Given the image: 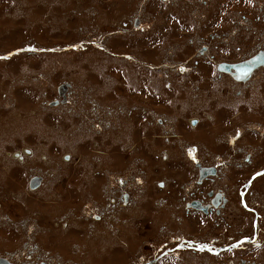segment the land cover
Returning <instances> with one entry per match:
<instances>
[{"label":"rangeland","instance_id":"374dc122","mask_svg":"<svg viewBox=\"0 0 264 264\" xmlns=\"http://www.w3.org/2000/svg\"><path fill=\"white\" fill-rule=\"evenodd\" d=\"M262 50L264 0H0V256L140 264L173 234L242 230L236 187L264 166V65L239 83L218 64ZM249 153L256 167L225 170L235 186L218 181L228 233L183 214L176 186H196L197 170L170 160ZM252 189L264 206V175Z\"/></svg>","mask_w":264,"mask_h":264},{"label":"flooded vegetation","instance_id":"af4514ba","mask_svg":"<svg viewBox=\"0 0 264 264\" xmlns=\"http://www.w3.org/2000/svg\"><path fill=\"white\" fill-rule=\"evenodd\" d=\"M263 66V65H261ZM235 72V76H233L230 72L226 73L229 77H233L236 82L239 83L246 80H240L238 78H242V73H237L238 71L233 70ZM250 77V76H249ZM248 77V78H249ZM243 83V82H242ZM67 87V86H66ZM195 124V123H194ZM257 135V134H255ZM196 144L188 145L189 149L194 147ZM187 147V148H188ZM253 154L249 153L247 156V159L242 158L241 162L237 161H229L228 159H224L223 157L215 158V160L211 163L203 162L202 160H198V155H194V159L190 161H184L181 160L180 156H175L174 160H170L171 164H173L176 168H174L173 165H171L172 170L176 172H181L185 174L187 171L186 164L187 162L191 163L193 166L196 167V173L193 174L192 179H194V183H197L196 186H186L183 184H179L176 186L177 182L173 179L174 187H179V197L182 199L184 211L183 214L186 217H196L202 226L205 227H212L207 226V220L210 219L211 222H216V224L219 225V223L224 225L225 233H228L229 227L227 226L226 220L223 218V215H225L226 208L229 207V194L226 192L227 181L225 182L224 186H220L219 182L220 180H224V178H228V174L225 173V170L229 171L233 167L237 170V168L240 170L245 167H256V164L254 158H252ZM180 159V160H175ZM230 166V167H229ZM238 170V171H239ZM234 172V171H233ZM189 176L191 175L189 172L187 173ZM264 175V166L262 168H258L250 173V175L246 178H243V182L239 183L237 185L236 189V196H237V204H239V207H236L234 209L235 218L242 219V216H245L247 218V224L246 226L242 227V230H237L238 226L235 225V229H232L231 235H228L227 238H224V240L219 237L215 236L211 241V238L209 236H204V238L197 237L196 239H192L195 237H192L190 235L185 234H173L170 237H168V240L166 241H156L158 243H155L154 246V255L150 256V258L145 259L142 263V260L139 259L140 264H156L160 260H174L179 259L181 261L187 260V258L193 257H205L206 259H215V261H219L223 259L224 255L229 256L230 259L229 262L232 264L234 263L236 259V255H238V252L240 249H243L245 255L250 256L249 258L246 257V259L243 257V262H250L255 257H259V253H263L264 251V206H261L260 203H256L251 199V194L253 193V185L254 181ZM180 178V177H178ZM138 179V178H137ZM230 181H233L234 183V177H229ZM183 180V179H182ZM185 180V179H184ZM138 183L142 180L139 178ZM162 184L161 186H164L163 182H160ZM236 184L234 183V186ZM182 187V188H180ZM191 187V191L190 188ZM184 189V190H183ZM228 191V190H227ZM129 193L125 192L123 195L124 203L129 204L131 201ZM229 196V197H228ZM115 199V198H114ZM238 212L241 214L238 217ZM159 213V212H158ZM157 214H152L151 218L156 217ZM144 215V214H143ZM250 216V217H249ZM150 218V221H153ZM64 219V218H63ZM239 220V219H238ZM237 219H235V222ZM144 223V218L142 220ZM155 222V220H154ZM237 223V222H236ZM233 226V224H232ZM251 226V227H250ZM141 227V225H140ZM250 229L248 230V228ZM143 228V227H142ZM167 239V238H166ZM165 240V239H164ZM30 245V244H27ZM152 249V250H153ZM32 252H37L33 250ZM184 253H187L184 255ZM257 253V254H256ZM195 254V255H194ZM10 256L1 255L0 256V264H53L49 262V258L37 260L41 258L33 257V255L29 254L28 257H21L19 256H11V254H8ZM254 255V256H253ZM252 258V259H250ZM46 260H48L46 262ZM57 262V261H55ZM185 262V261H184ZM204 262V261H203ZM256 262V261H255ZM138 263V262H137ZM254 263V262H253ZM59 264V263H58ZM192 264H198V263H192ZM205 264V262L203 263ZM220 264V263H218ZM229 264V263H228Z\"/></svg>","mask_w":264,"mask_h":264},{"label":"water","instance_id":"95a60500","mask_svg":"<svg viewBox=\"0 0 264 264\" xmlns=\"http://www.w3.org/2000/svg\"><path fill=\"white\" fill-rule=\"evenodd\" d=\"M264 52L259 53L258 55H256L255 57H252L244 62H240V63H220L219 64V70L221 71H225V72H230L233 76H235V72H233V70L238 71L237 73L240 74V70L244 69L245 75L242 78H238L240 80H246L247 79V75L250 74L251 71H253L254 69L258 68L260 65H264ZM63 87V86H62ZM60 89V92L62 91L61 94L64 93L65 88ZM67 88V87H66ZM20 156V155H19ZM41 180L40 177H34L31 179V187H35L34 184H36L37 182H39Z\"/></svg>","mask_w":264,"mask_h":264},{"label":"bare ground","instance_id":"6f19581e","mask_svg":"<svg viewBox=\"0 0 264 264\" xmlns=\"http://www.w3.org/2000/svg\"><path fill=\"white\" fill-rule=\"evenodd\" d=\"M243 71H244V69H241L240 70V72L243 74V76L245 75L244 73H243ZM64 88H66V86L64 87Z\"/></svg>","mask_w":264,"mask_h":264}]
</instances>
